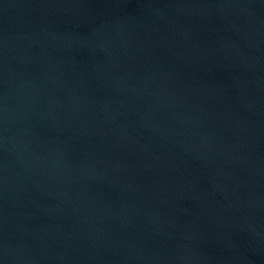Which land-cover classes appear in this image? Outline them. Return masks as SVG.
<instances>
[{
	"label": "water",
	"instance_id": "1",
	"mask_svg": "<svg viewBox=\"0 0 264 264\" xmlns=\"http://www.w3.org/2000/svg\"><path fill=\"white\" fill-rule=\"evenodd\" d=\"M0 264H264V0H0Z\"/></svg>",
	"mask_w": 264,
	"mask_h": 264
}]
</instances>
